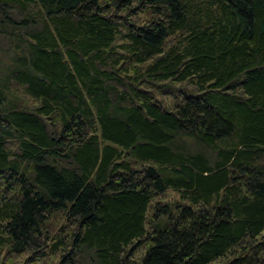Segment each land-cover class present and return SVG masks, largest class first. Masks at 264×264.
<instances>
[{
  "label": "trees",
  "instance_id": "trees-1",
  "mask_svg": "<svg viewBox=\"0 0 264 264\" xmlns=\"http://www.w3.org/2000/svg\"><path fill=\"white\" fill-rule=\"evenodd\" d=\"M0 41V264H264V0H0Z\"/></svg>",
  "mask_w": 264,
  "mask_h": 264
},
{
  "label": "rangeland",
  "instance_id": "rangeland-1",
  "mask_svg": "<svg viewBox=\"0 0 264 264\" xmlns=\"http://www.w3.org/2000/svg\"><path fill=\"white\" fill-rule=\"evenodd\" d=\"M6 51L7 50H4L3 51L5 54L3 52H1V41H0V61H1V58H2V54H4L6 57H8V54L9 53H6ZM4 60H5V57H4ZM185 88L186 87H185L184 84H179V85H176V86L173 87L172 92H173L174 95H176L177 94L176 91H179V89L182 90V89H185ZM178 100L179 99H174L172 97V98H170L168 100V104H175V102L177 103ZM184 150L190 151L186 146L184 147ZM157 201H161L163 203L171 204V203H174V202L178 201V196H177L176 192L167 191L164 195H162L161 197H159V199H157ZM57 218H59V216ZM263 237H264V233H263Z\"/></svg>",
  "mask_w": 264,
  "mask_h": 264
}]
</instances>
